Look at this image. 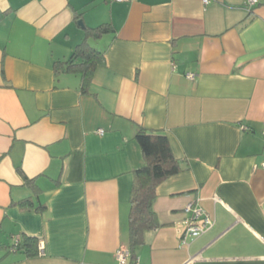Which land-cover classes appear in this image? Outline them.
Wrapping results in <instances>:
<instances>
[{"label":"crops","instance_id":"obj_1","mask_svg":"<svg viewBox=\"0 0 264 264\" xmlns=\"http://www.w3.org/2000/svg\"><path fill=\"white\" fill-rule=\"evenodd\" d=\"M101 24L89 83L56 72ZM140 128L181 171L135 264H264V0H0V264H117ZM188 203L214 224L184 245Z\"/></svg>","mask_w":264,"mask_h":264},{"label":"trees","instance_id":"obj_2","mask_svg":"<svg viewBox=\"0 0 264 264\" xmlns=\"http://www.w3.org/2000/svg\"><path fill=\"white\" fill-rule=\"evenodd\" d=\"M110 30L109 24L85 28L86 37L74 47L66 60L54 62V70L56 72H77L81 76L82 85L86 86L95 67L103 59V52L94 48L87 38L100 37ZM135 139L139 145L143 163L131 172L128 248L130 251L129 259L132 263L134 262V249L143 243L145 232L159 227L156 213L153 210L157 187L166 178L181 171L179 161L174 157L168 138L164 134L140 128ZM20 173L22 172L20 171ZM30 181V179L25 178V183L32 185V181ZM38 242L39 239L36 236L22 235L16 250L22 249L26 256H36L38 255ZM8 251H10L9 246Z\"/></svg>","mask_w":264,"mask_h":264},{"label":"built area","instance_id":"obj_3","mask_svg":"<svg viewBox=\"0 0 264 264\" xmlns=\"http://www.w3.org/2000/svg\"><path fill=\"white\" fill-rule=\"evenodd\" d=\"M117 1H126V0H117ZM204 3H207L208 0H203ZM256 3V0H248V5L252 6ZM186 77L192 79L194 77L193 73H187ZM99 134H103V130H98ZM185 211L188 213L187 217V227L182 233L180 238V243L187 245L188 238H196L202 233L210 229L214 224V218L206 214L202 208L194 206L192 203H188ZM20 237H14L12 243L9 245L10 251H15L18 247ZM38 255L44 254V243L43 241L38 242ZM130 257V251L125 247H120L114 254V258L117 264H127Z\"/></svg>","mask_w":264,"mask_h":264},{"label":"water","instance_id":"obj_4","mask_svg":"<svg viewBox=\"0 0 264 264\" xmlns=\"http://www.w3.org/2000/svg\"><path fill=\"white\" fill-rule=\"evenodd\" d=\"M80 24H82L80 21H79Z\"/></svg>","mask_w":264,"mask_h":264}]
</instances>
